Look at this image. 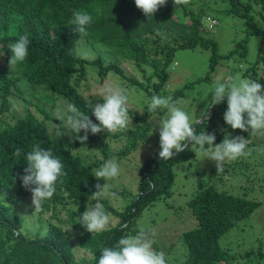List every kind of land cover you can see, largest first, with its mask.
<instances>
[{"label": "trees", "instance_id": "16d2710c", "mask_svg": "<svg viewBox=\"0 0 264 264\" xmlns=\"http://www.w3.org/2000/svg\"><path fill=\"white\" fill-rule=\"evenodd\" d=\"M221 2L227 3L224 11L244 17L248 34L264 35V27L255 23L251 12L255 5H264V0ZM207 3L209 0H190L186 6H177L173 0H167L148 19L136 8L134 0H0V112L9 111V100L13 96L20 97L26 104L31 103L36 111L44 112L47 110V103L54 104L56 99L61 98L67 104H75L94 123H99L88 107L91 103L85 100L79 89L82 81L87 79L88 64L97 67L101 79L109 71H114L119 76L128 78L129 82L146 89L150 97L158 95L161 85L166 81V66L175 49L197 45L209 49L212 52L210 67L213 68L217 58V42L208 37L207 30L201 28ZM262 9L259 14L264 26V6ZM73 11H85L92 16L86 36L76 33L74 26L70 24ZM157 28L167 37L163 43L155 35L154 30ZM25 34L30 41L28 56L25 61L10 68L8 60L11 51L8 45ZM82 42L92 47H98L97 43H102L112 54L121 57V60L133 61L134 67L143 73V80L125 74L124 69L115 61L106 63L100 54L88 59L79 58L77 45ZM241 52L245 54L246 50L242 48ZM262 60L264 62V56ZM34 97L43 101L42 105L34 103ZM146 109L148 110V105ZM226 110V98L223 103L213 105L209 119H203L196 126L197 134L209 130L210 124H215L216 119L226 125L223 120ZM32 111L27 109L13 123L4 117L0 120V264H97L101 249L115 246L119 238L130 234V229L145 207L161 196H170L174 181L173 165L193 156L190 142L184 151L169 160H160L158 152L146 158L140 170L137 192L122 209L116 208L106 199L100 201L106 211L119 221L108 226L102 233L92 234L84 229H77V218L85 210L91 194L96 191L95 185L106 182L94 177V168L101 161L85 162L71 151V147L79 146V140L68 143L64 138L55 139ZM129 115L133 121L134 117L138 118L130 107ZM46 117H49V113H46ZM141 119L143 124L138 130L128 126L127 130L114 134L105 130L95 136L88 132L89 140L107 158L110 154L99 138H124L127 135L135 137L149 129L146 117L142 116ZM35 144L51 149L61 159L67 175L61 178L63 183L57 182L55 194L44 203L45 213L38 215L37 220L41 224L37 232L31 236L22 231L17 237L13 233V229L19 230L15 207L30 192L22 186L19 179V175L24 174L27 162L24 156L15 157L12 153L16 148L27 153ZM135 145L136 143L127 145L123 153ZM259 165L264 170V161ZM56 202H66L73 206H65L70 217L60 220V223L54 222L57 216ZM259 204L260 201L218 190L214 185H203L197 189L188 201L197 225L183 233V245L186 247L183 264L236 263V254L221 247L219 238L247 218ZM48 209H51L52 214L47 219V228L44 230V214L48 213ZM64 221L72 226L70 231L61 226ZM125 225L126 227H122ZM260 242L262 243V239ZM75 246L89 251L92 256L77 263L73 252ZM257 248L255 255L263 257L262 246ZM253 250L254 246H251L241 256L248 259L249 254H254Z\"/></svg>", "mask_w": 264, "mask_h": 264}, {"label": "rangeland", "instance_id": "374dc122", "mask_svg": "<svg viewBox=\"0 0 264 264\" xmlns=\"http://www.w3.org/2000/svg\"><path fill=\"white\" fill-rule=\"evenodd\" d=\"M225 5L227 3L223 4L221 0H209V3L205 5V15L202 16L201 28L207 30L208 37L217 42V58L213 68L210 67L212 52L209 49H204L198 45L175 49L166 66L168 77L161 85L158 93V95L171 96L174 100H180L181 103L178 106L189 114L190 122L195 128L202 122L204 117L209 119L211 116L213 105L210 104V100L212 87L215 83L239 77L257 80L261 85H264V62L262 60L264 56V35L248 34L244 17L237 13L224 11ZM263 6L262 3L257 4L251 11L254 14L255 23L262 28L264 26L259 11H263ZM214 22V28L210 29L209 24ZM177 26L181 27L182 25ZM242 42L243 45L245 44V48ZM97 44L98 47H92L86 42H82L80 45L78 43L77 48H79V53L84 51L91 53L90 58L100 54L106 63L115 61L124 69L125 74L143 80V73L134 67L133 61L121 60V57L112 54V51L104 44ZM101 45H104L105 48H101ZM242 48L246 50L245 54L241 52ZM107 86L126 90L129 97L128 106L133 108L134 115L138 117H134L133 121L129 115V126L133 127L134 130L140 129L143 124L141 118L145 116L149 129L137 134L135 137L127 135L124 138L115 136L99 138L100 143L106 145L110 154L107 158L100 148L89 140V136L85 143H80L75 148L71 147V151L80 156L85 162L99 163L101 161L100 165L111 157L117 159L120 165V175L118 178L106 182L113 185L111 190L118 194V198L106 200L116 208L122 209L137 192L140 170L145 159L159 152L158 122L163 115V111L158 109L155 113H152L146 109L151 99L146 89L129 82L128 78L119 76L114 71H109L101 79L97 73V67L88 64L87 79L82 81L79 87L85 100L94 105L97 102L102 103L100 93ZM178 91L179 93H177ZM32 100L34 103L39 102L40 105L43 103L36 97ZM66 105L65 100L58 98L54 104H46V112L36 111L37 109L31 103L26 104L20 97L13 96L9 100V111L0 112V120L4 117L8 122L13 123L16 118L23 116L27 109L33 110L32 112L42 120L44 128L52 137L55 139L64 138L68 143H72L75 141L76 134L74 133L68 132L60 138L55 135L54 125L61 123V121L56 120L58 109L65 110ZM46 113H49V117H46ZM205 132L215 134L216 139L213 146L221 143L225 135H228L229 138L243 136L249 139V148L264 146V137H253L250 136L249 132L242 133V131L239 132V129L233 130L229 125H224L218 119L215 120V124L211 123L209 130ZM80 133L82 135L84 131L81 130ZM94 135L97 136V134ZM132 143H136V145L123 153L124 148ZM263 161L264 153L254 151L251 156L225 162L224 171L217 173L214 161L193 152V156L189 160L177 162L173 165L174 181L170 196H161L160 199L145 207L135 220L136 222L130 229V234L135 235L140 229H144L149 238L153 240L154 250L163 251L169 264H183L186 259L183 233L197 225V220L188 206V201L194 192L203 185H214L218 190L260 201L258 207L247 218L219 238V243L221 247L236 254L238 261L234 264H250L252 262L264 264V170L259 165ZM100 165L94 169L100 167ZM56 205L57 216L54 222L60 223V220L70 217V213L67 208L65 209V206H73L66 202H56ZM33 212L34 207L31 206L30 193L16 204L15 213L18 216L19 229L22 228L25 234L31 236L37 232L38 226L41 224L37 220L39 214H33ZM51 214V209H48V213L44 214V230L47 228V219L50 218ZM118 221L119 219L116 216L111 215L109 226L116 224ZM61 226L67 229L70 223L64 221ZM80 228L84 229L78 223L77 229ZM153 229L155 230V236L152 235ZM261 239L262 243L260 242ZM259 245L262 246L263 257L255 255L258 252L257 246ZM251 246H254L252 251L254 256L250 252L248 259L242 257L241 254ZM73 252L74 260L77 263H82L92 256L89 251L76 246ZM255 256L258 259H255Z\"/></svg>", "mask_w": 264, "mask_h": 264}, {"label": "clouds", "instance_id": "9594fccd", "mask_svg": "<svg viewBox=\"0 0 264 264\" xmlns=\"http://www.w3.org/2000/svg\"><path fill=\"white\" fill-rule=\"evenodd\" d=\"M134 3L136 8L150 19L160 7L167 3V0H134ZM173 3L177 6H186L190 0H173ZM92 20V16L85 11H73L70 24L74 26L76 33L86 36L87 28ZM201 22L203 23V20ZM214 24L215 22L209 28L213 29ZM154 31L155 35L161 38L162 43L167 39L165 33L159 28ZM29 43L28 35L25 34L8 45L11 51V57L8 60L10 68L25 61L28 56ZM91 55L87 51L78 53L79 58L83 59H88ZM100 95L102 103L88 105L95 120L99 123H94L75 104L68 103L65 110L58 109L56 120L61 123L54 125L56 137H63L68 132L74 133L76 134L75 139L83 144L88 139L89 131L97 134L106 130L107 133L114 134L127 130L130 117L129 97L126 90L107 86L102 89ZM225 98L227 99V110L223 114L224 122L233 130L249 132L253 137H264V85L257 80L239 77L215 83L212 87L210 104L219 105L224 102ZM180 103V100H174L171 96L153 95L148 104L149 112L155 113L158 109L163 111L158 122L160 160L171 159L175 154L184 151L187 143L191 142L192 152L214 161L217 173H221L224 171L225 162L251 156L254 151L264 153V146L249 148V139L243 136L229 138L225 135L221 143L213 146L216 139L215 134L205 131L197 134L190 122L189 114L178 106ZM81 130L84 131L83 136L79 135ZM12 155L24 156L27 167L24 169V174L19 175V179L22 181V186L31 193L33 214L43 213L44 203L55 194L57 182L63 183L61 178L67 175L61 159L55 156L51 149H45L40 144L32 146L27 153L16 148ZM119 175L120 165L115 157L107 159L100 167L94 169V177L98 181H112ZM15 179L16 177L13 178ZM112 187L113 185L107 182L95 185L96 191L91 194L77 222L86 231L98 234L108 228L111 214L106 211L100 201L118 198V194L111 190ZM71 228V225L68 226L67 231ZM13 233L19 237L22 228L13 229ZM152 235L155 236L154 229ZM152 245L153 240L149 238L148 233L140 229L135 235L126 234L119 238L115 246L102 248L97 264H169L166 254L163 251L154 250Z\"/></svg>", "mask_w": 264, "mask_h": 264}, {"label": "water", "instance_id": "95a60500", "mask_svg": "<svg viewBox=\"0 0 264 264\" xmlns=\"http://www.w3.org/2000/svg\"><path fill=\"white\" fill-rule=\"evenodd\" d=\"M210 109H211V107H210ZM205 116H206V114H205ZM204 118H205V117H204ZM204 118H203V119H204ZM189 143H190V142H188L187 145H189ZM134 214H135V208L133 209V216H134Z\"/></svg>", "mask_w": 264, "mask_h": 264}, {"label": "built area", "instance_id": "2783aa9c", "mask_svg": "<svg viewBox=\"0 0 264 264\" xmlns=\"http://www.w3.org/2000/svg\"><path fill=\"white\" fill-rule=\"evenodd\" d=\"M212 26H213L212 24L209 25L210 28H211Z\"/></svg>", "mask_w": 264, "mask_h": 264}]
</instances>
